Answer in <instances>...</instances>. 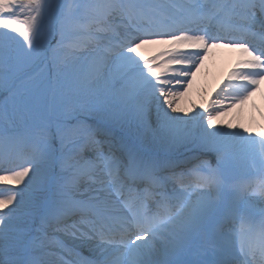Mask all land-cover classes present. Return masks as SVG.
<instances>
[{
    "label": "snow or ice",
    "instance_id": "6c2138e0",
    "mask_svg": "<svg viewBox=\"0 0 264 264\" xmlns=\"http://www.w3.org/2000/svg\"><path fill=\"white\" fill-rule=\"evenodd\" d=\"M224 46L249 57L228 94L176 108ZM261 81L264 0H0V264H52L60 234L80 264H264V225L236 229L264 217L239 179L264 131L215 126Z\"/></svg>",
    "mask_w": 264,
    "mask_h": 264
},
{
    "label": "bare ground",
    "instance_id": "6f19581e",
    "mask_svg": "<svg viewBox=\"0 0 264 264\" xmlns=\"http://www.w3.org/2000/svg\"><path fill=\"white\" fill-rule=\"evenodd\" d=\"M168 45H149L142 49L145 57H151L158 52L163 51ZM247 53L239 47H217L212 48L199 70L196 71L195 76L191 78V85L184 89L183 94L176 100L175 107L178 109L187 108L195 110L201 106H206L210 100L222 99L228 93H221L216 96V92L221 87H225L228 80H224L220 84V80L229 76V66L240 65L241 61L248 59ZM42 69H35L29 72L30 75H38ZM6 95V93H4ZM233 125L239 127L243 125L245 129H251L254 133L264 131V81H261L257 90H255L251 97L243 103H236L230 109L226 110V114L218 117L215 126L226 127ZM214 163V160H213ZM241 175L239 177L242 188L246 189L244 195L253 198L256 207H260V190L261 185L264 184V167L258 162L253 164L248 161L245 167L241 168ZM0 179H4L7 183L0 186V192L6 191V185H11L12 177L4 176L0 173ZM247 185L243 187L244 182ZM257 184V185H255ZM22 186V185H21ZM20 187V186H17ZM249 220L243 222L237 221L236 225L244 226ZM88 250L87 248H85ZM90 254L86 255L88 258ZM52 264L57 260V256L52 254L46 257Z\"/></svg>",
    "mask_w": 264,
    "mask_h": 264
}]
</instances>
